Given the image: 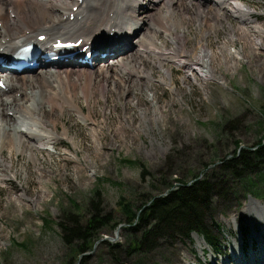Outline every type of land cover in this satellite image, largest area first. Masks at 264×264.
<instances>
[{
    "label": "rangeland",
    "instance_id": "obj_1",
    "mask_svg": "<svg viewBox=\"0 0 264 264\" xmlns=\"http://www.w3.org/2000/svg\"><path fill=\"white\" fill-rule=\"evenodd\" d=\"M246 1L255 8L253 16L264 26V0ZM208 3L204 1L202 6L207 7ZM192 21L188 19L187 37L191 47L201 31ZM230 21L236 24L229 18L218 31L219 38L210 37V45L215 49L219 50L225 41L237 49L243 46L238 39L233 43L228 41ZM163 39L158 36L159 41ZM262 42V50L256 54L245 50L235 68L221 63L218 57L214 64L217 80L199 84L184 80V71L174 66V89L156 81L150 90L142 86L121 96L122 87L110 72L107 100L100 98L95 106V119L102 126L100 150L92 148L94 124L84 123L68 113L55 116L60 132L65 125L71 135L78 134L77 152L68 139H60L55 149L39 153L36 162L27 155L17 154L9 169L3 171L0 166V173L16 175L6 178L5 184L0 183V264H221L232 253L235 239L240 242L243 236L246 252L255 246V238L250 240L254 236L251 228L254 226L259 232L263 223L256 216L252 220L247 208L254 201L264 204V170L261 174H248L244 179H226L230 193L226 198L214 199L208 217L210 230L223 234V244L210 253L207 243L197 233L192 234L193 241L162 242L151 252L123 251L129 231L119 200L124 197V202L132 203L138 210L151 197L173 189L178 184L177 178L191 183L211 173L217 174L224 160L235 151L252 148L264 138V37ZM167 44L170 46L171 42ZM141 54L137 66L154 68V78L159 80L160 62L150 54H146L147 59L141 58ZM150 92L162 114L157 121L144 123L141 112L148 110L152 114L147 99L152 98L148 96ZM80 103L87 112L83 100ZM128 119L134 124L126 126L121 133L118 128ZM87 146L89 150H85ZM4 156L8 161V151H4ZM142 165L149 172L144 179ZM40 169L46 174L41 175ZM97 190L101 192L103 212L111 213L115 219L102 230L93 248L81 255L75 247L64 243L58 221L67 212L91 216V201ZM24 192L27 197L17 199ZM116 222L120 224L115 228ZM114 243L124 246L112 247ZM116 250H120L118 257Z\"/></svg>",
    "mask_w": 264,
    "mask_h": 264
},
{
    "label": "bare ground",
    "instance_id": "obj_2",
    "mask_svg": "<svg viewBox=\"0 0 264 264\" xmlns=\"http://www.w3.org/2000/svg\"><path fill=\"white\" fill-rule=\"evenodd\" d=\"M144 1L0 0V55L8 57L11 49L35 43L40 35H45V40L37 44L42 54L44 49L52 50L58 42L76 43L80 39L83 40L81 47L88 46L86 51L103 48L100 50L108 52L106 57L100 54L94 57L91 64L80 60L85 52L49 62L40 57L37 68L11 74H4L6 72L0 64V81L4 83L3 88L0 86V166L3 171L13 165L14 155L24 154L36 162L39 153L55 149L60 139H68L77 152L78 134L71 135L65 125L60 132L57 128L59 120L54 118L66 113L95 125L91 129L92 148L100 150L102 126L95 119V106L100 98L107 100L110 72L113 78L116 77L117 85L122 87L121 96L130 89L140 90L142 86L150 90L156 81L174 89V66L184 71V80L199 84L217 80L214 64L218 57L221 63L235 68L245 50L252 54L262 50L264 26L253 16L255 8L246 0H205L209 2L207 7L202 6L204 0ZM229 18H233L236 24L228 23V41L233 43L238 39L243 46L237 49L225 41L219 50L215 49L210 45V37L214 35L218 39V31ZM188 19L195 21L201 30L192 47L188 45ZM158 36L165 41H159ZM167 41L171 42L170 46ZM130 49L133 51L127 55L126 51ZM75 50L77 48L72 49ZM119 53L125 54L121 56ZM140 53L144 54L140 55L141 58L150 54L160 62L157 67L161 72L159 80L154 78V68L137 66L141 62L138 59ZM166 63L173 66H166ZM98 65L100 68L95 69ZM125 74L135 77L127 79ZM32 95L34 99H31ZM148 96L152 97L147 98L151 102L152 114L148 110L142 111L141 119L144 123H153L162 112L154 102V94L150 92ZM80 100L87 106V112ZM101 111L106 114L105 110ZM133 124L132 119L125 120L118 130L124 133L126 126L132 127ZM87 147L85 150H89ZM5 150L9 153L8 161L5 160ZM39 172L46 174L42 169ZM9 176L1 172L0 183L5 184ZM17 197H27V194L24 192ZM247 209L252 220L256 216L259 223H263L259 232L254 226L251 228L254 236L250 240L255 238V246L246 252L243 236L240 242L235 239V247L226 257L227 262L221 264H230L231 260L232 264H264V204L254 201Z\"/></svg>",
    "mask_w": 264,
    "mask_h": 264
},
{
    "label": "trees",
    "instance_id": "obj_3",
    "mask_svg": "<svg viewBox=\"0 0 264 264\" xmlns=\"http://www.w3.org/2000/svg\"><path fill=\"white\" fill-rule=\"evenodd\" d=\"M263 170L264 138L252 148L235 151L232 157L224 160L217 174L211 173L191 183L177 178L178 184L173 189L163 195L151 197L143 202L138 210L133 208L132 203L124 202V197L121 198L119 204L122 206L129 231L126 249L123 247V251L151 252L162 242L193 241V233L205 239L209 244L208 250H219L223 244V234L212 232L208 224L214 199L226 198L230 193L229 187L225 185L226 179H244L248 174H261ZM147 174L149 172L142 165V179ZM254 185L255 183L252 186ZM100 193V190H97L95 198L91 201V216L67 212L58 221L64 243L75 247L81 255L93 248L100 239L102 230L115 219L111 213L103 212ZM119 224L120 222H116L115 228ZM122 246L124 245L120 243L112 244V247L116 248ZM116 251V256H120V250Z\"/></svg>",
    "mask_w": 264,
    "mask_h": 264
},
{
    "label": "water",
    "instance_id": "obj_4",
    "mask_svg": "<svg viewBox=\"0 0 264 264\" xmlns=\"http://www.w3.org/2000/svg\"><path fill=\"white\" fill-rule=\"evenodd\" d=\"M119 231H117V233H118ZM101 240H103V239H101Z\"/></svg>",
    "mask_w": 264,
    "mask_h": 264
}]
</instances>
